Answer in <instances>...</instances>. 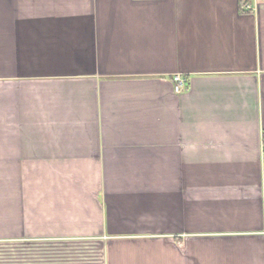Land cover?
<instances>
[{
  "label": "crops",
  "instance_id": "obj_1",
  "mask_svg": "<svg viewBox=\"0 0 264 264\" xmlns=\"http://www.w3.org/2000/svg\"><path fill=\"white\" fill-rule=\"evenodd\" d=\"M241 2L0 0V264H264Z\"/></svg>",
  "mask_w": 264,
  "mask_h": 264
},
{
  "label": "built area",
  "instance_id": "obj_2",
  "mask_svg": "<svg viewBox=\"0 0 264 264\" xmlns=\"http://www.w3.org/2000/svg\"><path fill=\"white\" fill-rule=\"evenodd\" d=\"M244 8H250V4L247 2L243 6ZM173 81L175 83V91L180 93L182 92L185 88L188 87V78L183 75V74H175L173 76ZM263 152H264V142H263Z\"/></svg>",
  "mask_w": 264,
  "mask_h": 264
},
{
  "label": "trees",
  "instance_id": "obj_3",
  "mask_svg": "<svg viewBox=\"0 0 264 264\" xmlns=\"http://www.w3.org/2000/svg\"><path fill=\"white\" fill-rule=\"evenodd\" d=\"M247 2H248V0H242L241 4H243V6H244V4Z\"/></svg>",
  "mask_w": 264,
  "mask_h": 264
}]
</instances>
